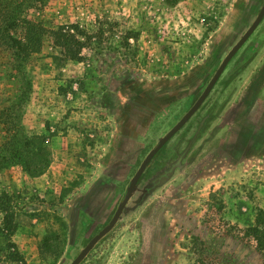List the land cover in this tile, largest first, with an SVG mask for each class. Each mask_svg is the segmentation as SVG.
Listing matches in <instances>:
<instances>
[{"label": "rangeland", "instance_id": "rangeland-1", "mask_svg": "<svg viewBox=\"0 0 264 264\" xmlns=\"http://www.w3.org/2000/svg\"><path fill=\"white\" fill-rule=\"evenodd\" d=\"M263 4L47 0L36 8L48 30L79 26L83 57L65 60L47 35L26 69L33 88L24 105L23 78L13 77L11 57L0 50V110L16 105L13 123H0V153L11 154L13 134L39 135L51 158L39 176L20 164L0 171V197L19 225L8 237L0 211V264H71L109 224L142 162L195 104ZM260 210L264 19L80 264H264L243 235ZM10 241L21 259L11 257Z\"/></svg>", "mask_w": 264, "mask_h": 264}, {"label": "trees", "instance_id": "trees-1", "mask_svg": "<svg viewBox=\"0 0 264 264\" xmlns=\"http://www.w3.org/2000/svg\"><path fill=\"white\" fill-rule=\"evenodd\" d=\"M47 0H0V50L8 52L11 57L14 76H21L25 84V90L21 92V102L28 103L33 88L31 79L26 71L35 55L43 51L44 41L47 35H51L52 43L59 48L62 56L68 61H81L84 43L80 39L83 34L77 25H61L56 30H48L44 23L39 20L34 10L44 6ZM58 60V57H54ZM19 74V75H18ZM16 78V77H15ZM21 91V90H20ZM16 105L13 104L0 110V123L9 126L13 123ZM8 118V119H5ZM7 120V121H6ZM12 147L11 154L5 155L3 149L0 153V171L9 165L20 164L31 175L44 174L51 164L50 153L44 146V138L39 135H24L22 137L13 134L8 139ZM33 149V150H32ZM10 151V150H9ZM211 199L216 197L211 194ZM223 206L217 208V213L223 211ZM0 211L5 213L4 225L8 231V237H12L18 230L16 216L10 211L8 203L0 197ZM246 238L254 240L256 250L264 254V211L257 213L255 224L243 229ZM9 247L14 249L11 257L21 259L16 244L10 241ZM1 260V256H0ZM198 264H207L205 261Z\"/></svg>", "mask_w": 264, "mask_h": 264}, {"label": "water", "instance_id": "water-1", "mask_svg": "<svg viewBox=\"0 0 264 264\" xmlns=\"http://www.w3.org/2000/svg\"><path fill=\"white\" fill-rule=\"evenodd\" d=\"M264 19V4L253 22L250 28L246 31V33L241 37V39L237 42V44L232 48V50L227 54L224 58L223 62L221 63L220 67L214 74L213 78L206 86L205 90L195 102V104L190 108V110L183 116V118L163 137L159 140L157 146L153 148L145 160L142 162L140 168L132 178L130 185L126 191V194L119 204L113 218L109 222L105 228H103L96 236H94L90 242L85 246V248L79 253V255L71 262V264H80L92 251L95 245L104 237L106 236L118 223L120 220L124 210L127 207L129 200L131 199L142 175L146 171L148 165L154 159V157L159 153V151L187 124V122L193 117V115L199 110L202 104L205 102L211 91L213 90L214 86L224 73L225 69L227 68L230 61L233 57L239 52V50L243 47V45L248 41V39L252 36L255 30L258 28L262 20Z\"/></svg>", "mask_w": 264, "mask_h": 264}, {"label": "flooded vegetation", "instance_id": "flooded-vegetation-1", "mask_svg": "<svg viewBox=\"0 0 264 264\" xmlns=\"http://www.w3.org/2000/svg\"><path fill=\"white\" fill-rule=\"evenodd\" d=\"M144 173H145V172H144ZM142 177H143V175H142ZM142 177H141V179H142ZM141 179H140V180H141ZM139 182H140V181H139Z\"/></svg>", "mask_w": 264, "mask_h": 264}]
</instances>
